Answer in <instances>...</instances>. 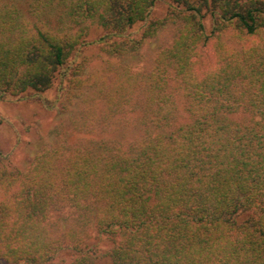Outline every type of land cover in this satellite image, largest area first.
Instances as JSON below:
<instances>
[{
  "label": "trees",
  "instance_id": "trees-1",
  "mask_svg": "<svg viewBox=\"0 0 264 264\" xmlns=\"http://www.w3.org/2000/svg\"><path fill=\"white\" fill-rule=\"evenodd\" d=\"M0 100V264H264V0H0Z\"/></svg>",
  "mask_w": 264,
  "mask_h": 264
},
{
  "label": "rangeland",
  "instance_id": "rangeland-1",
  "mask_svg": "<svg viewBox=\"0 0 264 264\" xmlns=\"http://www.w3.org/2000/svg\"><path fill=\"white\" fill-rule=\"evenodd\" d=\"M166 4L159 3L155 6L153 17L162 18L166 14ZM98 31L92 28L91 39L95 38ZM170 38L168 29L161 31L152 43L156 46H162ZM149 45V44H148ZM148 46H146V51ZM94 58L92 66L99 63L96 58L98 50L93 47L89 52ZM46 97L52 99L55 97V91L46 94ZM61 111V110H60ZM60 111L46 109L40 102L19 101L5 102L0 100V115L3 122L0 123V150L8 158V163L12 167L24 168L27 160L34 151L32 147L39 138H46L48 132L56 125L55 113ZM97 113H101V107H98ZM78 139L77 136L74 140ZM62 264H71L70 258H65Z\"/></svg>",
  "mask_w": 264,
  "mask_h": 264
}]
</instances>
